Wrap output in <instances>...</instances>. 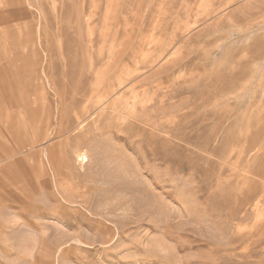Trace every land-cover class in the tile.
I'll return each mask as SVG.
<instances>
[{
    "label": "rangeland",
    "instance_id": "obj_1",
    "mask_svg": "<svg viewBox=\"0 0 264 264\" xmlns=\"http://www.w3.org/2000/svg\"><path fill=\"white\" fill-rule=\"evenodd\" d=\"M1 152L0 264H264V0H0Z\"/></svg>",
    "mask_w": 264,
    "mask_h": 264
},
{
    "label": "bare ground",
    "instance_id": "obj_2",
    "mask_svg": "<svg viewBox=\"0 0 264 264\" xmlns=\"http://www.w3.org/2000/svg\"><path fill=\"white\" fill-rule=\"evenodd\" d=\"M134 76H135V75H134ZM132 80H133V79H132ZM76 89H77V88H76ZM79 89H80V87H79ZM97 89H98V88H97ZM89 90H91V89H89ZM92 90H93V89H92ZM94 90H95V89H94ZM107 90H108V89H107ZM107 90H106V91H107ZM120 90H121V89H120ZM90 92H91V91H90ZM107 92H108V91H107ZM112 92H113V91H112ZM86 93H87V92H86ZM103 93H104V92H103ZM92 94H93V93H92ZM118 94H119V93H118ZM124 94H125V93H124ZM3 95H4L5 98H6V97H8V98H13L14 93H13L12 91H10V90H7V91L5 90V91H3ZM5 95H6V96H5ZM74 95H75V94H74ZM126 95H127V93H126ZM90 96H91V95H90ZM93 96H94V95H93ZM111 96H112V95H111ZM123 96H124V95H123ZM122 98H123V97H122ZM9 100H10V99H9ZM65 100H66V99H65ZM82 101H83V100H82ZM72 102H73V101H72ZM82 103H83V102H82ZM117 103H118V102H117ZM86 104H87V103H86ZM96 104H97V103H96ZM83 105H84V104H83ZM76 106H77V105H76ZM78 106H79V105H78ZM119 106H120V105H119ZM80 107H81V106H80ZM80 107H79V108H76V109H79V110H80ZM81 108H82V107H81ZM76 109L74 110V112L76 111ZM94 109H95V108H94ZM79 110H78L77 113L75 114L76 117H74V118H77V119H78V120H77L78 123H77V121L75 120V121H76L75 125L78 124V126H77V127H78V130H79V131H82V129H83L85 123L87 122V119H84L85 115L87 114V111H86L87 109L84 108V109H82L81 111H79ZM89 110H90V109H89ZM112 110H113V109H112ZM116 110H117V108H116ZM122 110H123V109H122ZM135 110H136V109H135ZM63 111H64V110H63ZM71 112H73V111H71ZM89 112H90V111H89ZM118 113H119V112H118ZM120 113H121V112H120ZM95 114H96V113H95ZM62 115L65 116V113H63ZM66 116H67V115H66ZM90 116H92V121H93V122H94V120L96 121L97 117H94V113L91 114ZM69 117H70V116H69ZM129 117H130V115H129ZM64 118H65V117H64ZM112 119H113V117H112ZM64 120H65V119H64ZM72 120H73V118H72ZM72 120H70V121H72ZM88 120H89V119H88ZM137 120H138V119H137ZM75 121H74V122H75ZM61 122H62V123H61V128H60L61 131H60V132L58 131V132L63 134L64 131H62V125H64V121L62 120ZM72 122H73V121H72ZM74 122H73V123H74ZM89 122H90V121H89ZM113 122H114V121H113ZM122 122H123V121H122ZM70 123H71V122H70ZM65 125H66V123H65ZM65 125H64V126H65ZM73 125H74V124H73ZM88 126H89V125H88ZM71 127H72V126H71ZM71 127H70V128H71ZM75 127H76V126H75ZM75 127H74V128H75ZM64 128H65V127H64ZM74 128H73V130H74ZM137 128H138V127H137ZM67 129H68V128H67ZM76 129H77V128H76ZM88 129H89V128H88ZM138 129H139V128H138ZM95 130H96V129H95ZM92 131H93V130H92ZM50 132H53V131H50ZM50 132H49V133H50ZM65 132H66V131H65ZM72 132H73V131H72ZM74 132L77 133L78 131L75 130ZM84 132H86V130H85ZM46 133H47V131H41V133H40V134H41V136H40V137H41V140H44V139L46 138V137H45V136H46ZM49 133H48V135H49ZM80 133L83 134V132H80ZM101 133H102V132H101ZM52 134H53V133H52ZM55 134H56V133H55ZM55 134H54V135H55ZM78 134H79V133H78ZM50 135H51V134H50ZM56 135H57V134H56ZM56 135H55V136H56ZM64 135H65V133H64ZM37 136H39V134H37ZM55 136H54V137H55ZM59 136H60V135H59ZM62 136H63V135H62ZM73 136H74V134H73ZM50 137H52V135H51ZM60 137H61V136H60ZM60 137H59V138H60ZM70 137H71V136H70ZM10 138H11V137H10ZM71 139H72V137H71ZM47 140H48V139H47ZM47 140H46V141H47ZM69 141H70V140H69ZM134 141H135V140H134ZM44 142H45V141H44ZM39 147H40V146H39ZM56 148H57V147H56ZM56 148L51 149L50 152H49V159L51 160L52 163H54V159L56 158V156H57V157H62V156H63V151H62V149L60 148V146H58L59 149H58L57 151H56ZM36 149H37V148H36ZM42 149H43V148H42ZM21 150H22V149H21ZM31 150H32V149H31ZM42 151H43V150H42ZM43 153H44V152H43ZM55 153H56V154H55ZM30 154H31V153H30ZM76 154H77V153H76ZM17 155H18V154H17ZM5 156H6L5 153H2V152L0 153V157H5ZM32 157H33V156H32ZM45 161H46V160H45ZM80 162H81V161H80ZM80 162H79V163H80ZM45 165H46V164H45ZM73 166H74V165H73ZM48 167H49V166H47V170H49ZM74 168H75V167H74ZM9 171H13V165H10ZM74 171H75V170H74ZM50 172H52V171H50ZM50 172H49V174H51ZM54 172H55V171H54ZM120 172H121V171H120ZM121 173H123V172H121ZM117 174H118V173H117ZM53 175H56V174L53 173ZM78 175H79V174H78ZM35 176H36V174H33V175H32V177H33L34 179H36ZM37 176H38V175H37ZM54 177H55V176H54ZM33 178H32V179H33ZM111 178H112V177H111ZM78 181H80V180H78ZM96 181H97V180H96ZM108 183H109V182H108ZM111 183H112V182H111ZM59 185H61V184H59ZM73 185H74V184H73ZM79 185L81 186V183H79ZM91 185H92V184H91ZM134 185H135V184H134ZM80 186H79V187H80ZM64 187H65V186H64ZM83 187L85 188L86 186L82 185L79 189H81V188L83 189ZM87 187H88V186H87ZM133 187H134V186H133ZM135 187H136V186H135ZM59 188H61V187L59 186ZM59 188H58V189H59ZM76 188H77V187H76ZM96 188H97V187H96ZM85 189H86V188H85ZM87 189H88V188H87ZM137 190H138V189H137ZM84 191H85V190H84ZM117 191H118V190H116V192H117ZM114 192H115V191H114ZM116 192H115V193H116ZM133 192H134V191H133ZM80 194H81V193H80ZM80 194H79V195H80ZM83 194H84V193H83ZM83 194H81V195H83ZM87 194H88V192H87ZM7 195H8V194H7ZM90 195H91V194H90ZM114 195H115V194H114ZM143 195H144V194H143ZM4 196H5V195H4ZM73 196H74V195H73ZM76 197H77V196H76ZM88 197H89V196H88ZM4 198H5V197H4ZM58 198H59V196H58ZM74 198H75V196H74ZM78 198H79V197H78ZM107 198H108V197H107ZM138 198H139V197H138ZM138 198H137V200H138ZM60 199H61V198H60ZM81 199H82V201H81V205L83 204L84 207H88V206L90 207V204H91V203H90V202H91L90 200H93V198H91V197H89V198H85V197H83V198H81ZM108 199H109V198H108ZM108 199H107V200H108ZM118 199H119V201H120V198H119V197H118ZM121 199H122V196H121ZM125 199H126V197H125ZM131 199L134 200V198H131ZM65 200H66V199H65ZM126 200L128 201L129 199L127 198ZM135 200H136V198H135ZM135 200H134V201H135ZM58 201H60V200H58ZM97 201H98V198H97ZM111 201H112V200H111ZM115 201H116V200H115ZM121 201H122V200H121ZM123 201H124V200H123ZM130 201H131V200H130ZM130 201H128V203H127V202H126V203H127V204H130V203H131ZM134 201H133V202H134ZM140 201H141V200H140ZM163 201H164V200H163ZM183 201H184V200H183ZM93 202H94V201H93ZM95 202H96V201H95ZM105 202H106V201H105ZM133 202H132V203H133ZM180 202H181V201H180ZM61 203H64V202H61ZM99 203H100V202H99ZM103 203H104V202H103ZM108 203H111V202L109 201ZM132 203H131V204H132ZM142 203H143V202H142ZM105 204H106V203H105ZM111 204H112V203H111ZM114 204H115V203H114ZM116 204H117V203H116ZM116 204H115V206H116ZM120 204H122V203L120 202ZM123 204H124V206H125V205L127 206V204H125L124 202H123ZM144 204H145V203H144ZM186 204H187V203H186ZM61 205H62V204H61ZM106 205L108 206V204H106ZM117 205H118V204H117ZM182 205H183V204H182ZM115 206H114V207H115ZM120 206L122 207L123 205H120ZM120 206H119V207H120ZM163 206H164V205H163ZM25 207H26V206H25ZM108 207H109V206H108ZM108 207H107V208H108ZM117 207H118V206H116V210H117V209H121V210H122V209L124 208V207H122V208H121V207H120V208H117ZM76 208H77V207H76ZM110 208H111V207H110ZM108 209H109V208H108ZM112 209H113V207H112ZM125 209H126V208H125ZM114 210H115V209H114ZM116 210H115V211H116ZM158 210H159V209H158ZM110 211H112V210L110 209ZM122 211H124V210H122ZM129 211H130V210H129ZM180 211H181V210H180ZM184 211H186V210H184ZM113 212H114V211H113ZM116 212H117V211H116ZM189 213H190V212H189ZM181 214H182V213H181ZM152 215H153V214H152ZM98 217H99V216H98ZM101 219H102V218H101ZM153 219H154V218H153ZM88 220H89L90 223H92V224L94 223V224H95L94 226H96V225L98 224V222H99V221H98V222L96 223L97 220H92V222H91L90 219H88ZM76 221H77V220H76ZM102 221H104V219H103ZM105 221H106V220H105ZM111 221H112V220H111ZM160 221H161V220H160ZM100 222H101V221H100ZM112 222H113V221H112ZM104 223H105V222H104ZM104 223H103V224H104ZM75 224H76V223H75ZM113 224H114V223H113ZM115 224H116V222H115ZM98 225H99V224H98ZM101 225H102V223H101ZM104 225H105V224H104ZM135 225H136V224H135ZM140 225H141V224H140ZM102 226H103V225H102ZM106 226H107V225H106ZM115 226H116V225H115ZM78 227H79V226H78ZM107 227H108V226H107ZM104 228H105V227H104ZM104 228L101 227L102 230H103ZM117 228H118V227H117ZM163 230H164V229H163ZM106 231H107V229H106ZM109 231H111V230L109 229ZM97 232H98V231H97ZM132 232H133V231H132ZM95 233H96V232H95ZM107 233H108V239H109V243H110V242H111V241H110V240H111L110 237H113V235H112L111 232H108V231H107ZM99 234H100V236H101V233H100V232H99ZM128 234H129V232H128ZM103 235H104V234H103ZM114 235H115V233H114ZM95 236H96V235H95ZM105 236H106V235H105ZM134 236H135V235H134ZM144 236H145V235H144ZM103 237H104V236H103ZM138 237H139V236H138ZM119 239H120V238H119ZM141 240H142V239H141ZM118 241H119V240H118ZM124 241H125V240H124ZM135 241H136V240H135ZM153 241H154V240H153ZM162 241H163V240H162ZM106 242H107V241H106ZM140 242H141V241H140ZM209 242H210V241H209ZM126 243H127V242H126ZM137 243H138V242H137ZM137 243H136V244H137ZM114 244H115V243H114ZM64 245H65V244H64ZM74 245H75V244H74ZM151 245H152V244H151ZM20 246H21V245H20ZM72 246H73V245H72ZM114 246H115V245H114ZM116 246H117V245H116ZM129 247H130V246H129ZM157 247H158V246H157ZM16 249H17V247H16ZM18 249H19V247H18ZM18 249H17V250H18ZM25 249H26V248H25ZM145 249H146V248H145ZM124 250H125V249H124ZM148 250H149V249H148ZM145 251H146V250H145ZM150 251H151V250H150ZM1 252H2V253H5V252H8V251H7L6 249H5V251H3V249H2ZM164 253H165V252H164ZM110 255H111V254H110ZM121 256H122V255H121ZM151 256H152V255H151ZM168 256H169V255H168ZM154 257H156V256H154ZM151 258H152V257H151ZM111 259H112V258H111ZM158 259H159V258H158ZM147 260H148V259H147ZM125 261H126V260H125ZM163 261H165V259H164ZM157 262H158V261H157ZM150 263H151V262H150Z\"/></svg>",
    "mask_w": 264,
    "mask_h": 264
}]
</instances>
